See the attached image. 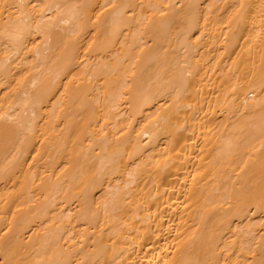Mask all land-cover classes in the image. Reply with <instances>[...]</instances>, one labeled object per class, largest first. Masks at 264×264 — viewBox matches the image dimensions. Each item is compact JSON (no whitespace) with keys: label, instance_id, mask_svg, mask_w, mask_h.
Returning a JSON list of instances; mask_svg holds the SVG:
<instances>
[{"label":"bare ground","instance_id":"bare-ground-1","mask_svg":"<svg viewBox=\"0 0 264 264\" xmlns=\"http://www.w3.org/2000/svg\"><path fill=\"white\" fill-rule=\"evenodd\" d=\"M0 264H264V0H0Z\"/></svg>","mask_w":264,"mask_h":264}]
</instances>
